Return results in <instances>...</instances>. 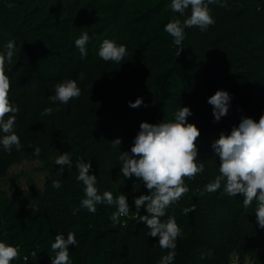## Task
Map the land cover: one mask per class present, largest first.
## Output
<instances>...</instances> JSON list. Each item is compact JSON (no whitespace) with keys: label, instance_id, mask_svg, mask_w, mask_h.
<instances>
[{"label":"trees","instance_id":"trees-1","mask_svg":"<svg viewBox=\"0 0 264 264\" xmlns=\"http://www.w3.org/2000/svg\"><path fill=\"white\" fill-rule=\"evenodd\" d=\"M221 2L227 6L209 5L214 25L203 32L185 28L186 38L176 46L164 26L173 17L183 21L191 10L173 13L171 0H0V53L14 42L6 74L10 100L19 108L15 132L21 142L20 151L0 145V180L24 162L48 174L43 189L26 193L12 185L10 193L0 192V241L20 250L11 264H51L55 236L66 239L68 232L77 241L69 245L72 264H160L168 250L158 246L159 237L148 236L139 221L146 206L137 212L134 203L149 192L139 179L123 176L118 156L130 152L141 122L172 120L184 106L192 112L187 121L201 132L205 171L185 180L188 193L161 218L174 217L182 230L172 264H232L235 254L241 263L249 258L264 264V229L256 222L255 203L244 209L242 196L221 195L222 189L200 195L219 174L212 144L220 133L230 134L244 117L258 122L264 114V0ZM85 32L91 39L82 58L75 40ZM105 39L126 46L120 63L99 57ZM68 79L76 80L81 96L67 105L52 103L55 85ZM217 90L231 97L219 121L208 103ZM137 98L143 104L130 107ZM48 107L53 113L42 115ZM117 138L121 144L113 147ZM65 152L72 166L61 173L55 160ZM80 159L91 164L101 195H126L130 212L119 224L110 219L114 205L97 204L95 213L81 207L84 185L75 166ZM186 208L194 211L186 214Z\"/></svg>","mask_w":264,"mask_h":264},{"label":"clouds","instance_id":"clouds-1","mask_svg":"<svg viewBox=\"0 0 264 264\" xmlns=\"http://www.w3.org/2000/svg\"><path fill=\"white\" fill-rule=\"evenodd\" d=\"M210 4L227 6L221 0H171L168 7L173 13L184 16L189 8L191 10V14L183 21L173 17L164 26V31L173 38L176 46H180L185 40V28L198 27L203 32L215 24ZM90 39L85 32L75 40V46L82 58L87 56L86 45ZM5 48L6 53H0V133H3L0 136V145L6 152H11L13 147L17 151L21 150L20 138L15 132L19 108L10 100V78L6 74V64L11 62L14 54V42H8ZM98 55L106 62L120 63L127 55V49L123 44L117 45L114 41L105 39L100 45ZM83 78L84 74L80 73V79ZM80 96L81 89L76 80L68 79L55 85V93L49 99L52 103L58 101L67 105L72 99H78ZM230 99L229 93L224 90H217L209 97L208 103L213 106V115L217 121L227 114ZM142 104V98L129 102L132 108ZM53 111V108L48 107L41 114L51 115ZM190 115L191 109L184 106L174 113L172 120L158 124L141 122L130 152L124 151L118 156L123 176L127 179H139L149 192L147 195L136 197L134 203L137 212L146 206L147 215H140L139 221L150 230L148 236L159 237L158 246L162 250H168L167 255L161 258L160 264H172L176 255V241L182 235L174 217H169L166 221L161 218L166 215L169 207L188 193L189 187L185 180H194L205 171V164L199 159L201 132L194 123L187 121ZM112 143L113 147H117L120 146L121 140L117 138ZM212 148L215 156L219 157V174L214 181L205 185L200 195L215 193L221 189V195L235 197L239 194L243 197L244 209L255 203L256 222L264 229V114L258 122L250 117L242 118L230 134L221 132L219 138L213 142ZM40 151V148L36 147L33 155L38 157ZM55 163L61 166L62 173L65 165L72 166L70 154L65 152L59 155ZM75 166L79 173L77 180L84 185L85 198L81 201V207L95 213L97 204L114 205L116 211L110 216L113 225L119 224L121 217L128 216L130 206L126 195L120 194L114 198L110 191H104L101 195L96 186V175L90 174L91 164L80 159ZM52 186L59 189L61 183L54 180ZM77 211L79 209H74L73 214ZM191 211L194 209H184L186 214ZM76 244L73 232H68L66 239L57 234L51 244V250L55 253L51 264H72L69 245ZM19 256L18 246L0 241V264H11Z\"/></svg>","mask_w":264,"mask_h":264},{"label":"rangeland","instance_id":"rangeland-1","mask_svg":"<svg viewBox=\"0 0 264 264\" xmlns=\"http://www.w3.org/2000/svg\"><path fill=\"white\" fill-rule=\"evenodd\" d=\"M47 178L48 174L43 172L36 163L24 162L11 167L7 177L0 180V192L10 193L12 185H16L26 193L30 192L33 187L43 189ZM232 264H254V262L248 258L241 263L239 256L235 254Z\"/></svg>","mask_w":264,"mask_h":264}]
</instances>
